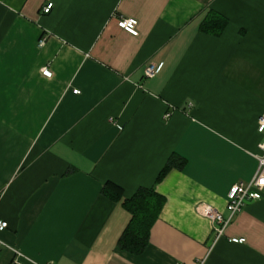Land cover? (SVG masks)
I'll use <instances>...</instances> for the list:
<instances>
[{"label": "crops", "instance_id": "1", "mask_svg": "<svg viewBox=\"0 0 264 264\" xmlns=\"http://www.w3.org/2000/svg\"><path fill=\"white\" fill-rule=\"evenodd\" d=\"M261 116L264 0H0V264H264V188L214 243L197 212L227 217ZM151 187L165 202L148 245L121 251L123 202Z\"/></svg>", "mask_w": 264, "mask_h": 264}, {"label": "built area", "instance_id": "2", "mask_svg": "<svg viewBox=\"0 0 264 264\" xmlns=\"http://www.w3.org/2000/svg\"><path fill=\"white\" fill-rule=\"evenodd\" d=\"M51 4L48 3L41 8L42 13L47 14L51 10ZM117 26L124 32L137 36V20L134 18H124L120 17L117 20ZM45 44V39L42 38L38 42V47L41 48ZM157 71L154 64H149L144 70L145 78H152ZM41 74L44 77H51V71L49 68L45 67L41 69ZM74 94L78 93V90L73 91ZM257 132L260 135L264 134V116H261L257 120ZM257 161V168L252 177V179L247 183H237L232 185L226 196V209L228 212L227 217L211 206L202 205L197 209V212L201 214L205 219L211 223V243L216 242L224 233L226 226L229 224L230 220L241 212L243 207L252 201H258L261 199L262 190L264 188V136L262 141L258 145V153L254 155ZM8 224L6 221L0 220V232L6 230ZM243 239L232 238L230 242L232 243H242ZM4 243L0 240V253L4 247ZM17 258L14 260L13 264H21L18 258L21 254H16Z\"/></svg>", "mask_w": 264, "mask_h": 264}, {"label": "trees", "instance_id": "3", "mask_svg": "<svg viewBox=\"0 0 264 264\" xmlns=\"http://www.w3.org/2000/svg\"><path fill=\"white\" fill-rule=\"evenodd\" d=\"M225 25L226 20L224 18L216 14H209L202 22L201 30L213 35H219ZM172 162L173 160L171 159L167 163L165 169L159 174L157 182L172 167ZM104 187L116 191L119 197L122 195L121 188L110 182H107ZM164 202V197L157 194L153 187L149 189L141 188L130 199L124 200L123 206L129 212L131 218L117 242L119 250L133 255H138L145 251L149 241L150 229L156 221Z\"/></svg>", "mask_w": 264, "mask_h": 264}]
</instances>
